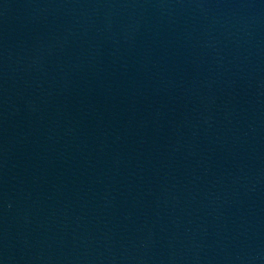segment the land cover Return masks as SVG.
<instances>
[{
    "label": "water",
    "instance_id": "95a60500",
    "mask_svg": "<svg viewBox=\"0 0 264 264\" xmlns=\"http://www.w3.org/2000/svg\"><path fill=\"white\" fill-rule=\"evenodd\" d=\"M0 264H264V0H0Z\"/></svg>",
    "mask_w": 264,
    "mask_h": 264
}]
</instances>
